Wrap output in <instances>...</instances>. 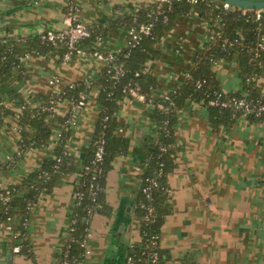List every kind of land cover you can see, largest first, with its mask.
I'll return each instance as SVG.
<instances>
[{"label":"crops","instance_id":"crops-1","mask_svg":"<svg viewBox=\"0 0 264 264\" xmlns=\"http://www.w3.org/2000/svg\"><path fill=\"white\" fill-rule=\"evenodd\" d=\"M155 0H84L78 6L82 19L98 25L126 13H134ZM68 0L0 1V35L26 36L46 27L62 25ZM208 24L203 28V23ZM210 21L197 14L179 17L176 26L159 43L161 54L149 59L143 71L155 76V97H163L186 76L189 57L210 39ZM209 32V33H208ZM125 32L109 36V48L126 45ZM208 35V37H207ZM92 42L84 41L90 48ZM103 62L87 54L64 62L58 49L29 50L2 91L6 106L17 108L22 95L32 105L38 93L62 90L77 80L94 82L85 106L76 108L77 123L68 141L77 165L62 173L50 191H42L31 210L28 231L32 253L13 250L11 232L0 224V264H61L83 172L100 116L99 87ZM220 87L226 92L245 91L236 59L214 63ZM53 75L60 81L49 82ZM257 85L264 94V68ZM13 89V91H12ZM247 93V92H245ZM66 96L58 106L61 114L72 109ZM115 110L117 136L129 141L127 152L116 153L104 177L103 210L93 214L87 264H126L127 248L141 239L136 211L142 176L147 168V139L155 136L153 105L134 96H123ZM18 119L8 115L0 124V188L20 182L41 162L53 156L55 135L42 145H30L16 161L20 147ZM176 166L167 185L171 210L161 226L164 264H264V120L240 117L233 123H213L208 106L189 99L176 125ZM56 132V127L54 128Z\"/></svg>","mask_w":264,"mask_h":264},{"label":"trees","instance_id":"trees-1","mask_svg":"<svg viewBox=\"0 0 264 264\" xmlns=\"http://www.w3.org/2000/svg\"><path fill=\"white\" fill-rule=\"evenodd\" d=\"M193 14L201 18L208 19L211 34L209 42L205 46H197L189 57L186 69V76L182 83L173 86L167 92L169 96L155 97L153 90L159 86L158 79L143 71V65L149 59H157L161 50L159 43L170 31L174 29L179 17ZM141 23H153L149 34L143 36L140 43L133 47H125L117 53L115 63H123L126 71L120 77L112 78L115 72L113 64L104 65L101 75L95 82L99 87L100 116L96 124L93 135L92 146L89 155L83 161V172L80 178L79 191L84 193L81 204L75 201V210L72 218L76 219L74 230L69 229L68 242L63 251V259L67 258V264H87V255L84 254L85 247L82 244L84 237L88 236L90 221L96 212L103 210L104 177L111 167L113 156L118 152H127L129 141L126 138L117 136L116 129L118 121L115 110L119 106V101L123 96H132L125 86L139 85L140 90L147 94V98L152 99L153 118L157 122L155 136L147 139V168L144 172L142 185L139 190L136 211L140 224L141 239L128 246L127 257L133 258V264H147L151 262L153 251L158 252L157 264H164L166 259L161 248V226L165 216L171 210L168 201L169 190L167 177L170 171L176 166V154L181 145L177 142L176 125L179 120L180 110L189 99L202 101L208 106L209 117L213 123H233L240 117L251 120H264V112L260 115L251 112L243 114V111L233 105L211 104L210 100L215 98L218 93H222L220 98L228 101L233 96L246 98L250 102H263L264 94L257 85L258 77L264 68V50L260 55L253 57L250 49L254 47L262 35H264V10L260 18L256 17L255 10L243 9L230 4L225 6L224 0H172L171 3L155 0L142 6L134 13H126L115 17L107 22L92 25L93 34L87 40L95 43L97 35L106 37L120 36L133 25ZM56 48L62 54L66 49L64 42L43 43L37 34L26 36L0 35V124L8 115H13L18 119L20 132V147L22 153L13 156V161L21 157L26 148L30 145H42L54 136V128L60 129L61 135L57 138L55 153L53 156L46 157L38 169L29 173L20 182L12 184L6 188H0V192L10 190V201H4L0 196V224L9 221L14 233L11 234L13 247L21 243V253H32L31 239L28 231L29 217L33 204L42 191H50L62 173L70 172L77 165L74 158L69 154L68 141L71 136L72 126L68 118L75 112L64 114L50 109L53 99H58L56 91L49 94L38 93L35 100L41 105H32L22 95L14 92L17 100V108L5 105L2 91L6 88L14 72L21 73L23 58L29 50L35 49L45 52ZM106 49V48H103ZM220 59H236L240 67V76L245 81V91L226 92L220 87L219 80L214 71V63ZM198 80L201 84L198 85ZM94 82L90 80H77L67 85L60 92L61 99L66 96L76 100L79 92H88ZM13 91V89H12ZM247 92V93H245ZM159 103L170 104L168 110L159 107ZM26 104V107H22ZM107 118L105 119V117ZM105 136L106 154L101 163L103 170L99 178L101 188L94 198L89 188L91 183V171L89 166H93V158L96 151L95 140L99 136ZM165 145L166 149L161 147ZM155 179L158 185H154L147 194L143 191L144 185L150 180ZM141 201H146L154 205L156 217L153 221H147L144 217L145 209L141 206ZM92 207L89 215L88 209ZM88 217V221L86 220ZM72 221V219H71ZM158 235V242L153 243L149 240L152 235ZM65 252H68L67 256ZM126 257V260H127ZM127 264V263H126Z\"/></svg>","mask_w":264,"mask_h":264},{"label":"built area","instance_id":"built-area-1","mask_svg":"<svg viewBox=\"0 0 264 264\" xmlns=\"http://www.w3.org/2000/svg\"><path fill=\"white\" fill-rule=\"evenodd\" d=\"M171 3L172 0H161ZM196 2L197 0H190ZM229 3L225 2V6L229 7ZM79 8L76 3V0H68L66 7H65V13L63 15L62 25L59 27H46L41 28L38 30L37 35L40 36L41 41L43 43H49V42H64L66 44L65 51L61 54V58L64 62H70L74 59H77L81 56L90 54L94 56L95 58L101 60L104 65H111L113 64V69L115 72L112 73V78L116 79L123 75L126 71V68L124 67L123 63H115V60L117 58V53L122 51V49L125 47H133L141 42L144 35L149 34L152 30L153 23H141L140 25H133L131 26L126 34V45L123 47H115V48H109L105 44L107 37L104 35H97L95 38V43L88 48L84 45V41L90 38L93 34L92 26L91 24L84 21L81 17L78 16ZM255 14L257 18H260L263 14V10L256 9ZM211 37V35H210ZM106 48V49H103ZM253 52V57H257L260 55V51L264 50V35L260 37V39L257 41L256 45L254 47L250 48ZM60 81V78L57 75H53L49 82L51 84H57ZM198 85L201 84V81L198 80ZM125 90H128V92L138 99L147 100L149 102H153L151 98H147V94L142 92L140 90L139 85L134 86H125ZM59 95L58 99H53V104L50 105V109L53 110V113L58 111L59 104L63 101L60 96V92L62 90H54ZM169 96L168 92L165 95V98ZM222 93L217 94V96L210 100L211 104H220L222 106L224 105H233L236 108H239L243 111V114H248L251 112H254L258 115L262 114L264 112V103L263 102H250L247 101L246 98L233 96L230 100L226 101L222 98ZM89 98V94L85 90H81L79 92V95L76 100L73 102L71 112H75L76 108H80L86 105ZM37 105H41L40 102ZM160 108L163 110H168L170 107V104L165 103H159L158 104ZM22 107H26V104H23ZM107 116L105 117V119ZM70 126H74L77 123V117L72 114L68 118ZM17 128L19 129V126L17 125ZM55 137H59L61 135L60 129H56ZM106 138L105 136L101 135L95 140L96 144V151L93 158V166L88 167V171H91V183H90V190L93 195V197H96V194L98 190L101 188V185L99 183V178L101 176L103 167L101 163L104 160L105 154H106V148H105ZM163 150L166 149V146L163 145L161 147ZM22 153L21 149H18L16 151V154L19 155ZM154 185H158V181L155 179L150 180V182L143 187V191L147 194H150V191ZM0 196L4 199V201H10L11 193L10 190L7 188L4 191L0 192ZM84 198V193L82 191L77 192L76 201L77 204H81L82 200ZM34 206V204H33ZM31 205V207L33 208ZM141 206L145 209L144 217L147 221H153L156 217V210L153 204L148 203L146 201H141ZM89 215H91L92 207L88 209ZM10 217L7 221L3 222L4 225L8 230H10L11 234L14 233L12 230L11 222L9 221ZM86 220L88 221V217H86ZM75 222L76 219L72 218V221L70 223V230H74L75 228ZM87 229H91V227H87ZM14 235H16L14 233ZM90 232H88V236L84 237L82 244H84L85 247V255H88L90 252V249L88 247V238H89ZM149 240L153 243L158 242V235L154 234L152 235ZM22 248L21 243H17L14 245L13 250L15 252H19ZM68 252H65L64 256H67ZM158 252L155 250L151 254V262L147 264H157L158 260ZM68 259H63V262L61 264H67ZM127 264H133V258L132 256L127 257Z\"/></svg>","mask_w":264,"mask_h":264},{"label":"water","instance_id":"water-1","mask_svg":"<svg viewBox=\"0 0 264 264\" xmlns=\"http://www.w3.org/2000/svg\"><path fill=\"white\" fill-rule=\"evenodd\" d=\"M224 1L226 3L236 5L243 9L264 10V0H224Z\"/></svg>","mask_w":264,"mask_h":264},{"label":"rangeland","instance_id":"rangeland-1","mask_svg":"<svg viewBox=\"0 0 264 264\" xmlns=\"http://www.w3.org/2000/svg\"><path fill=\"white\" fill-rule=\"evenodd\" d=\"M84 0H76V3H77V5L79 6H83L84 4H85V2H83ZM78 16L79 17H81L82 18V12L81 11H79L78 12ZM203 25V28L204 29H206L207 28V26H208V24H206L205 22L202 24ZM209 33V32H208ZM207 37H208V35H207ZM138 228H139V232H140V224H139V222H138Z\"/></svg>","mask_w":264,"mask_h":264}]
</instances>
